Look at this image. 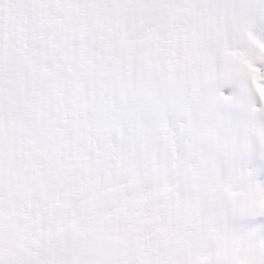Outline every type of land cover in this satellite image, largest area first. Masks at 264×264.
<instances>
[{
    "label": "snow or ice",
    "instance_id": "6c2138e0",
    "mask_svg": "<svg viewBox=\"0 0 264 264\" xmlns=\"http://www.w3.org/2000/svg\"><path fill=\"white\" fill-rule=\"evenodd\" d=\"M0 264H264V0H0Z\"/></svg>",
    "mask_w": 264,
    "mask_h": 264
}]
</instances>
